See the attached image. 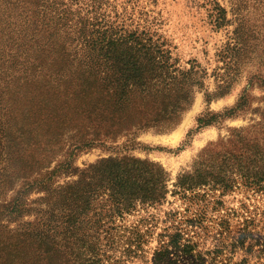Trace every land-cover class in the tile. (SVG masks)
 <instances>
[{
    "label": "rangeland",
    "instance_id": "obj_1",
    "mask_svg": "<svg viewBox=\"0 0 264 264\" xmlns=\"http://www.w3.org/2000/svg\"><path fill=\"white\" fill-rule=\"evenodd\" d=\"M55 1L0 0V264H264V192L225 191L208 181L214 161L196 164L220 139L264 138V0H220V29L201 0L145 3L179 64L200 66L116 115L86 90L113 61L85 52ZM135 164L165 194L122 210L110 173Z\"/></svg>",
    "mask_w": 264,
    "mask_h": 264
},
{
    "label": "trees",
    "instance_id": "obj_2",
    "mask_svg": "<svg viewBox=\"0 0 264 264\" xmlns=\"http://www.w3.org/2000/svg\"><path fill=\"white\" fill-rule=\"evenodd\" d=\"M201 1L207 7L216 28L220 29L226 25L227 10L220 0ZM151 2L157 4V0L55 1L58 9L57 15L68 23L72 21V27L82 39L83 45L87 47L85 52L90 54L97 51L98 59L113 61L109 64V67H115L112 70L113 74L110 69L105 71V75L100 77L102 81L100 85L96 82L99 80V75L92 74L94 68L90 67L89 73L92 75L89 78L92 81L87 84L86 90L92 103L106 98L107 107L113 111L114 115L120 111L122 113L124 108H129L136 97H142L145 101L150 100L152 88L153 91L162 89L165 82V86H168L173 79L180 76L193 77L196 67L200 66L198 61L193 60L190 61L191 68L186 69L179 64L178 59L173 57L168 43L155 27L156 22L149 18L150 11H145V3ZM91 57L94 58V56ZM155 69L163 71L154 74ZM19 134L18 138L21 143H31L30 135H27L24 129ZM246 139L245 135H239L237 140L231 136L226 140L220 139L204 149L196 164L198 166L207 161L216 163L213 165V170L206 172L211 176L208 179L210 183L220 186L225 191H231L235 186L234 183H239V179H242V184L247 190L264 192V138L261 137V141L255 139L253 143H249ZM18 146L16 144V147ZM215 147H218V150ZM260 155L261 159H257ZM56 172L53 169L43 175L47 176ZM220 172L225 173L226 178L220 179ZM147 174L148 171L141 164H135L129 168L128 173H110L113 176L112 186L119 196L116 204L120 209L124 210L137 199L156 202L163 197L165 194L163 175L154 169L151 170L149 176H146ZM234 175H237V181L233 178ZM200 180L202 179H198L196 183ZM192 182L194 181L187 180V176L183 175L177 186L187 191L193 186ZM141 185L143 186L140 187ZM145 186L147 189L142 194ZM128 195L130 197L126 198ZM191 216H193L191 217L192 224L197 227L204 219L194 213ZM49 227L57 229L56 225L54 227L49 225ZM50 232L51 229H48L41 235L42 238L50 235ZM169 246L170 244L167 245L168 248L157 252V261L171 257ZM174 246L179 245L176 242ZM94 257V255L85 256L87 263L82 264L93 263Z\"/></svg>",
    "mask_w": 264,
    "mask_h": 264
},
{
    "label": "bare ground",
    "instance_id": "obj_3",
    "mask_svg": "<svg viewBox=\"0 0 264 264\" xmlns=\"http://www.w3.org/2000/svg\"><path fill=\"white\" fill-rule=\"evenodd\" d=\"M182 132V131H181ZM177 133V132H176ZM180 135H181V133H180Z\"/></svg>",
    "mask_w": 264,
    "mask_h": 264
}]
</instances>
